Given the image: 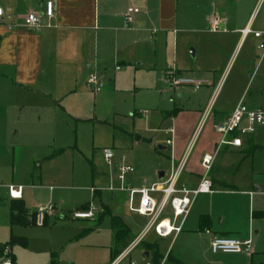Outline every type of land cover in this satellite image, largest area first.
<instances>
[{
  "label": "crops",
  "instance_id": "obj_1",
  "mask_svg": "<svg viewBox=\"0 0 264 264\" xmlns=\"http://www.w3.org/2000/svg\"><path fill=\"white\" fill-rule=\"evenodd\" d=\"M47 1L0 0V7L4 10L3 24L0 25V124L5 125L0 130V193L3 198L10 199V230L13 226L9 206L15 198L10 196L9 186H23L22 197L17 199L24 203L26 188L47 190L49 187L53 194L54 185L47 183L49 178L43 164L68 148L70 119H92V113H88L91 105L96 106L99 100L114 92L115 81L109 73L110 68L119 71L120 62L131 64V60L140 58L142 63L149 47L158 54L160 43L165 42L166 58L156 55L153 62L157 81L172 71L207 81L203 89L194 88L204 106L194 112L176 108L172 125L165 129L171 134L166 140L172 148L171 170L185 158L179 180L184 173L185 177L180 188L195 189L204 175L202 158L206 153L212 154L211 192L199 193L195 197L178 234L160 237L150 231L132 247L146 225L134 231L122 216L113 212L112 203H102V208L106 206L113 215L123 218L134 238L114 257L116 239L111 224L113 245H108L107 254L99 257L91 254L88 258L91 260L83 264H112L118 258V264H131L136 262L131 257L136 249L144 258L141 264H167L165 259L170 257L172 244L177 246L178 243L182 244L177 248V264H264V176H261L264 171L240 167L234 176L227 177L223 164L226 155L239 153L248 156L261 145L257 144L252 133L243 137V144L239 147H219L221 134L216 130V126L225 122L241 101L250 108L261 109L253 107V103H260L264 94V52L259 48V39L252 34L244 36L241 30L250 26L253 30L264 31V0H51L53 18L44 14ZM130 7L139 11L129 22L126 17ZM29 12L42 15L39 28L24 25V17ZM216 17L221 19L222 29L213 32L210 26ZM10 25L13 26L11 30ZM236 63L237 69L231 77L230 68ZM94 72L105 78V86L100 91L87 85L88 77ZM176 90L180 92V89ZM182 96L181 91L179 97ZM207 111L209 114L201 129L207 123L209 129L192 156L200 132L195 141L194 134ZM189 117L197 120L198 126L187 139L182 136L184 131L180 122L183 118L186 122ZM31 125L43 126L48 135L53 134L56 146L35 148L38 152L31 154L22 166L25 151L19 141L22 142L21 135H29ZM171 128L173 133L169 131ZM168 140L172 143L168 144ZM93 191L94 195L99 192ZM217 195H239L248 199V206L243 210L231 205L227 208L225 204L224 207L216 206ZM85 205L90 208V203ZM126 207L130 210L129 199ZM27 208L30 213L37 212ZM48 216L49 213L46 222ZM163 218L173 221V217ZM174 222L179 225L180 220ZM149 233L163 239L172 238L164 255L156 250L154 243L145 241ZM213 235L251 239L252 251L214 253L210 247ZM192 241L196 245L190 246L188 242ZM4 244L1 242L0 246ZM6 256L0 254L1 262Z\"/></svg>",
  "mask_w": 264,
  "mask_h": 264
},
{
  "label": "rangeland",
  "instance_id": "obj_2",
  "mask_svg": "<svg viewBox=\"0 0 264 264\" xmlns=\"http://www.w3.org/2000/svg\"><path fill=\"white\" fill-rule=\"evenodd\" d=\"M166 47L165 42H161L160 49L157 50L158 54L149 47L144 53L145 60L142 63L139 62L140 58L136 61L131 60V64L120 62L119 71L114 72L110 68L109 73L113 75L115 81L114 92L99 100L96 106L91 105L88 113H92V119L85 121L70 119L68 148L61 155L43 164L44 172L49 178L47 183L54 185L53 194L49 191V187L47 190L26 188L24 191L26 207L34 211L44 209V218L49 213L47 223L15 225L11 231L8 222L10 199L3 198L4 195L0 193V243L6 244L14 238L11 245L13 264L53 262L83 264L91 260L88 259L91 254L92 257L106 255L109 251L108 245H113V231L109 215L99 219L103 211L102 203H112L113 212L122 216L134 231L137 227L142 228L146 225L149 217L137 215L126 207L129 191H121L120 187L142 188L159 183V171H164L168 177L172 171V148L166 144L171 134H167L165 129L172 125V117L176 115L175 109L183 108L194 112L204 106L203 102L199 101L197 97L199 93L193 86L182 85L170 89V86L164 82L163 76L160 78L161 81L156 80L157 73L153 68V62L156 55L159 58L161 56L166 58L168 53ZM188 52H191L189 48ZM233 66L232 64L230 68L231 77L238 63ZM204 86L202 85L201 89ZM176 89L182 91L181 98L180 92ZM252 93L253 88H251ZM261 96L262 101L260 103L256 101L253 107H260L264 111V94ZM180 124L184 131L182 136L188 139L198 126V121L189 117L186 122L183 118ZM4 128L5 125L1 123L0 130ZM208 129L207 123L200 130L192 156L206 137ZM28 130L29 135L27 137L21 135L22 142L19 141L22 144V151H25L22 166L27 163L31 154L38 152L35 148L56 146L53 134L48 135V130L43 126L31 125ZM253 134L255 141L261 146L248 156L239 153L226 155L223 164L226 166L224 173L227 177L234 176L240 167L264 171V122L256 125ZM160 146L166 148L161 149ZM106 147H109L113 153L110 160L105 156ZM122 164L133 168V172L125 176L123 183L118 178V168ZM184 177L185 173L178 181L177 187L183 186L181 183ZM35 183L40 187L38 182ZM113 187L116 191H110ZM93 190L99 192L94 195ZM153 195L157 200L162 197L160 192ZM138 197L139 195H136V200ZM88 203L93 217L87 220L75 219L74 212L88 211L81 209ZM224 204L227 208L231 205L243 210L248 206V199L244 200L239 195H217L215 205L224 207ZM162 217H173L170 205L166 207ZM171 240V237L163 239L154 233H149L145 237V241L154 243L156 250L163 255L170 246ZM188 243L190 246L196 245L195 241ZM179 244L182 243H178L177 246L172 244L170 257L165 259L167 264H177L175 258L178 257L176 252ZM8 250L10 247L4 246L3 254H7ZM185 255L189 257L188 253ZM131 257L138 264L144 260L139 249H136ZM0 264H2L1 259Z\"/></svg>",
  "mask_w": 264,
  "mask_h": 264
},
{
  "label": "built area",
  "instance_id": "obj_3",
  "mask_svg": "<svg viewBox=\"0 0 264 264\" xmlns=\"http://www.w3.org/2000/svg\"><path fill=\"white\" fill-rule=\"evenodd\" d=\"M139 9L135 7L128 8L126 19L130 22L133 20V15L138 12ZM45 16L47 18L54 17L53 2L48 0L45 4ZM4 10L0 7V25L3 24ZM42 15L29 12L24 17V25L28 28L37 29L42 25ZM11 30L13 26H8ZM211 31L215 32L221 30V19L216 17L212 20ZM244 36L252 34L254 37L260 40L259 48L264 52V31L253 30L250 26H246L241 30ZM164 82L167 86L178 88L182 85L193 86L195 89H199L207 81L203 79H198L188 75H177L176 73L167 72L164 78ZM87 85L95 90L100 91L105 86V78L102 74L92 73L87 79ZM209 111H207L201 123L199 124L193 140L198 136L203 123L208 117ZM264 122V111L261 109H253L248 107L243 101H241L227 120L216 126V130L221 134V139L219 141V147L223 145H231L239 147L243 144V137L250 135L255 132V127L257 124ZM171 133L174 130L171 128L169 130ZM168 144L172 143V140L167 141ZM105 156L110 160L113 156L112 150L110 148H105ZM214 161V156L212 154L206 153L202 158V166L204 168V175L197 188L188 189L185 187H177L179 176L181 170L185 163V158L177 164L168 177L164 178L162 182L154 183L151 186H145L142 188H128L120 187V190L129 191V208L132 212H135L142 216L149 217V220L140 233V235L134 240L132 245H136L137 242L143 239V237L150 231H154L160 237H168L173 233L178 234L183 227V223L189 214L195 197L199 193L211 192L212 182L209 177V173L212 169V164ZM119 180L123 183L125 176L133 172V168L129 165H120L119 168ZM115 190L114 188H110ZM23 186L21 185H10L9 193L12 198L22 197ZM160 192L162 197L157 200L153 193ZM136 195L139 197L136 200ZM170 205L173 211V221L169 218H163L162 214L166 207ZM52 209V208H51ZM50 209V210H51ZM44 209L40 208L37 211L36 222L42 224L44 220ZM73 216L75 218H92L93 213L88 211H75ZM180 220L179 225H175L174 221ZM206 232H210L206 230ZM210 247L212 252L218 253H241L248 252L251 250V239L240 240L237 238H231L220 235H213ZM123 255V254H122ZM121 255V256H122ZM120 258H118L112 264H118ZM2 264H12V261L7 257ZM131 264H137L132 262ZM150 264V263H146Z\"/></svg>",
  "mask_w": 264,
  "mask_h": 264
},
{
  "label": "trees",
  "instance_id": "obj_4",
  "mask_svg": "<svg viewBox=\"0 0 264 264\" xmlns=\"http://www.w3.org/2000/svg\"><path fill=\"white\" fill-rule=\"evenodd\" d=\"M81 209H89V205L82 206ZM10 211V224L12 226L15 225H25V224H36L37 212L30 213L29 209L26 207L25 203L20 199H13L9 206ZM105 215H109L111 217V224L115 231V249H114V257L120 254L122 248L126 247L130 241L134 238L132 234L131 228L126 224L122 217L113 215L112 212L106 207H103V211L99 215V219H102ZM31 216V219L28 217ZM47 223L46 218L43 220V224ZM14 242L11 240L10 242L0 246V254L4 253V246L10 247ZM8 250L6 255L11 257V252ZM6 256V257H7ZM12 259V257H11ZM52 264H56L53 262Z\"/></svg>",
  "mask_w": 264,
  "mask_h": 264
},
{
  "label": "water",
  "instance_id": "obj_5",
  "mask_svg": "<svg viewBox=\"0 0 264 264\" xmlns=\"http://www.w3.org/2000/svg\"><path fill=\"white\" fill-rule=\"evenodd\" d=\"M164 175H165V172H164V171H159V173H158V180H159L160 182L163 181V179H164Z\"/></svg>",
  "mask_w": 264,
  "mask_h": 264
}]
</instances>
